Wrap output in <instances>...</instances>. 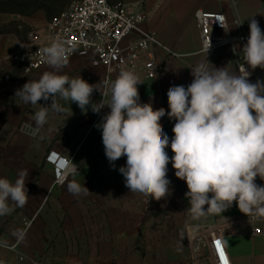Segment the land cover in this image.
<instances>
[{
	"label": "crops",
	"instance_id": "0c3cea01",
	"mask_svg": "<svg viewBox=\"0 0 264 264\" xmlns=\"http://www.w3.org/2000/svg\"><path fill=\"white\" fill-rule=\"evenodd\" d=\"M132 3L136 0H124ZM147 10V26L157 39L181 54V57H161V70L154 78L141 77L138 84L141 103H151L153 110H162L164 119L159 122L162 131L169 135L174 120L165 99L173 85L187 87L193 79L191 69L198 63L224 67L230 73L239 74L234 52L224 45L203 50L196 12L203 9L222 12L228 21V32H249V20L255 19L264 31V0H144ZM62 10V9H61ZM58 10L55 14L60 12ZM54 14V15H55ZM42 11L38 15L27 14L22 24L27 30L42 28L51 18ZM18 21V20H17ZM221 33V32H220ZM28 33L13 31L0 36V69L11 72L0 76V177L14 182L20 170H27L28 200L23 207H14L9 215L0 217V239L17 245L27 254V262L34 264H100L116 257L117 264H126L127 258L145 254L157 264V258H166V264H215L211 233L221 234L224 248L231 264H264V218H249L239 211L235 201L222 215L209 214L198 221L190 220L186 182L174 175L171 162L167 177L171 194L148 201L128 190L118 169L125 157L110 163L105 156L101 130L98 124L110 109L105 105L94 113L90 106L82 110L75 102L56 98L61 111L53 110L51 99L25 104L17 89L27 81L38 79L45 72L58 71L70 78L81 76L90 84L106 79L114 80L120 71L107 73L104 66H94L86 56L75 55L62 68L42 67L26 72L23 65L10 55L27 41ZM240 45H238L239 47ZM209 62H208V61ZM9 70V71H8ZM250 82H264V69L256 68ZM95 90L92 102L102 99ZM103 99H109L102 89ZM41 107H48L46 123L36 136L28 134L34 126L32 117ZM53 151L76 164V175L55 181V166L47 160ZM169 156L174 153L166 148ZM75 180L89 192L73 195L67 183ZM258 185H264L259 176ZM211 195V194H210ZM206 207V206H205ZM36 214L32 225L26 229L24 220ZM197 224L195 236L188 228ZM24 232L18 239L14 233ZM16 255V254H15Z\"/></svg>",
	"mask_w": 264,
	"mask_h": 264
},
{
	"label": "clouds",
	"instance_id": "9594fccd",
	"mask_svg": "<svg viewBox=\"0 0 264 264\" xmlns=\"http://www.w3.org/2000/svg\"><path fill=\"white\" fill-rule=\"evenodd\" d=\"M248 26L244 61L252 69H264V31L255 19H250ZM43 53L53 68L68 63V49L62 40L49 38ZM191 73L193 79L187 87L173 85L165 97L167 116L175 121L171 139L159 127L165 113L153 110L151 103L140 102L137 86L142 81L132 70H121L114 80L96 84L81 76L70 78L58 71L45 72L38 79L27 81L15 96L32 105L51 99L50 106L57 111L62 110L57 97L69 104L75 102L82 110L90 106L94 113L107 105L110 111L98 124L105 156L110 163L122 156L126 158L118 171L128 190L147 201L149 197L160 200L171 194L167 177L171 162L174 175L184 180L188 188L185 196L190 220L222 215L234 201L249 218H264V185L255 182L257 176L264 180V82H250L244 65L235 74L224 67L210 69L201 62ZM94 89L101 92L98 102L91 100ZM102 89L107 90L109 99H103ZM48 111V107H41L34 113V126H24L30 129L28 134L37 135L47 121ZM166 148L174 155L170 157ZM59 164L63 170L61 182L76 175L72 159H62ZM28 174L27 170H20L14 182L0 177V217L27 203ZM67 190L73 195L89 192L85 184L75 180L67 183ZM198 227L192 224L189 235L195 236ZM14 235L24 238L23 231Z\"/></svg>",
	"mask_w": 264,
	"mask_h": 264
},
{
	"label": "built area",
	"instance_id": "2783aa9c",
	"mask_svg": "<svg viewBox=\"0 0 264 264\" xmlns=\"http://www.w3.org/2000/svg\"><path fill=\"white\" fill-rule=\"evenodd\" d=\"M147 19L144 0L132 3L124 0H73L51 16L42 28L33 29L27 41L13 50L10 56L20 62L26 72L48 67L50 65L46 62L43 48L49 38L54 37L65 42L68 59L75 55L86 56L91 59L92 65L104 66L107 73L132 70L140 80L142 76L154 78L162 68L161 57L178 58L181 54L157 39L155 32L147 26ZM196 19L203 50H207L208 44V50L230 46L236 58L238 73L244 65L245 70L250 73L249 77L255 74L256 68L252 69L244 61L243 47L249 32L230 34L228 21L222 12L199 9ZM95 96L93 90L91 98ZM62 159L67 160L53 151L47 156V160L55 166V181L58 184L62 183L63 170L59 164ZM35 217L36 214L24 220L26 229L32 225ZM256 233H264V229H256ZM217 241L223 250V259L216 247ZM211 243L216 257L215 264H231L220 233H211ZM10 250L19 260L29 259L27 254L14 245Z\"/></svg>",
	"mask_w": 264,
	"mask_h": 264
},
{
	"label": "rangeland",
	"instance_id": "374dc122",
	"mask_svg": "<svg viewBox=\"0 0 264 264\" xmlns=\"http://www.w3.org/2000/svg\"><path fill=\"white\" fill-rule=\"evenodd\" d=\"M73 0H0V36H4L13 31H18L22 35H26L32 31L27 30L25 25L22 24V18L28 14L38 15L42 11L48 14L47 17L53 16L58 10L67 7ZM118 2L120 0H111ZM18 20V21H17ZM43 27V26H42ZM7 70L0 69V76H10L11 72H5ZM9 71V70H8ZM13 246L11 243L5 242L0 239V264H24V260H19L15 253L10 250ZM15 248L20 250L15 244ZM157 264H166V258L160 257L156 260ZM94 264H100V258L93 261ZM147 256L142 255L137 258H127L126 264H150ZM109 264H117L116 257H110L108 260ZM169 262H167L168 264ZM26 264V263H25ZM27 264H34L27 262ZM106 264V261L104 262Z\"/></svg>",
	"mask_w": 264,
	"mask_h": 264
},
{
	"label": "snow or ice",
	"instance_id": "6c2138e0",
	"mask_svg": "<svg viewBox=\"0 0 264 264\" xmlns=\"http://www.w3.org/2000/svg\"><path fill=\"white\" fill-rule=\"evenodd\" d=\"M216 247L220 251V256L223 259L224 258V253H223V250L220 249V242L219 241L216 242Z\"/></svg>",
	"mask_w": 264,
	"mask_h": 264
}]
</instances>
